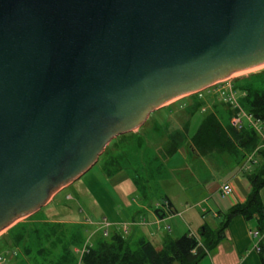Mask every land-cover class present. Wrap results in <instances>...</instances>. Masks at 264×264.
I'll return each mask as SVG.
<instances>
[{
	"label": "water",
	"instance_id": "1",
	"mask_svg": "<svg viewBox=\"0 0 264 264\" xmlns=\"http://www.w3.org/2000/svg\"><path fill=\"white\" fill-rule=\"evenodd\" d=\"M264 64V0H0V234L154 111Z\"/></svg>",
	"mask_w": 264,
	"mask_h": 264
},
{
	"label": "trees",
	"instance_id": "2",
	"mask_svg": "<svg viewBox=\"0 0 264 264\" xmlns=\"http://www.w3.org/2000/svg\"><path fill=\"white\" fill-rule=\"evenodd\" d=\"M236 84L233 81L230 87L232 92L239 87L243 93L242 102L238 105L241 112L254 123H264V75L252 76L241 86ZM202 98H212L224 109L227 120L225 126L219 121L221 113L203 110ZM182 102L184 106L177 108V104ZM172 107L177 109L175 115L185 113L186 117L196 111L202 112L200 123L190 138L187 137L188 124L185 121L178 130L170 132L168 124L153 123L151 135L130 133L117 137L121 141L114 145V152L103 154L99 163L101 173L106 179L124 173L144 200L148 190L165 178L164 162L180 149H183L186 160L191 157L200 160L199 164L207 162L210 166H217L216 169L224 167L226 172L237 169L240 173L246 165L247 170L240 173L248 186L245 200L242 204L229 207L222 214L216 212V217L221 221L215 229H210L204 223L195 235L184 233L174 240L163 237L157 248L144 238L130 245L128 237L112 232L106 235V239H96L91 245L79 250L81 238L77 230H72L69 237L65 238L63 227L57 224L40 227L32 224L28 228L16 224L6 232L11 244L0 254L3 263L10 254L14 259L16 256L22 257L15 264H199L207 255H212L217 245L224 240L226 228L235 217L245 223L254 219V231L260 236L264 230V208L260 198V192L264 191L263 140L249 125L233 127L231 119L237 111L208 91L180 99ZM161 200L165 212L161 207L153 210L159 220L174 214L168 198L163 196ZM56 249L58 251L53 255ZM257 249L258 263L264 264V238L258 242ZM76 251L81 252L78 258L75 257Z\"/></svg>",
	"mask_w": 264,
	"mask_h": 264
},
{
	"label": "rangeland",
	"instance_id": "3",
	"mask_svg": "<svg viewBox=\"0 0 264 264\" xmlns=\"http://www.w3.org/2000/svg\"><path fill=\"white\" fill-rule=\"evenodd\" d=\"M261 74L264 75V65L233 74L226 82L231 85L234 81L237 82L236 86H241L250 77ZM220 85L217 86L220 87ZM217 86L214 85L213 87L216 89ZM207 90H209L210 94L212 93L211 88ZM205 91L199 93L204 94ZM192 95L180 99H186ZM233 97L236 104L240 105L243 93L239 90V87L233 92ZM202 100L204 103L203 110L205 112L214 110L217 113H221L219 121L225 126L227 124L226 116L224 109L219 103L212 98H202ZM180 105L183 107L184 103H178L177 108H180ZM176 111L177 109L170 107L168 109L161 108V110L151 113L145 123L134 133L151 135L153 123L159 125L168 124L167 128L170 132L178 130L181 123L185 121L188 124L187 137L190 138L200 123L203 116L202 112L196 111L190 117H186L185 113L175 115ZM240 121L242 125H247L245 118L240 117ZM253 124L255 123L253 122ZM255 129L264 142V123H256ZM119 140L117 138L111 140L103 149L95 165L77 181L59 191L38 212L18 221L16 224L18 226L24 225L25 228L30 227L32 224L38 227L44 224H57L63 227L65 238L69 237L72 230H77L79 238H81L80 246H78L79 250L91 245L96 239H106V235L112 232H116L125 238L128 237L130 245H133L134 242L143 237L157 248L163 237L167 236L174 240L186 233V217L182 214L183 211H190L197 219L201 218L203 223L210 229H215L218 226L221 219L212 217V213L218 211L212 205V202L208 201V198L210 194L216 193L215 191L220 188L225 179H227V182L229 181L230 178L228 176L231 171L226 172L224 167L216 169L217 166H210L207 162L199 164L200 160H193L194 158L191 157L186 160L183 149H180L172 158L164 162L165 178L157 182L152 189L150 188L147 197L142 200L124 174L109 180L101 173L99 163L103 158V154L113 153L116 149L114 145ZM240 173H242V170H240ZM163 196L168 198L173 208L172 210H174V214L169 215L170 219L166 220L167 223L164 224V227L167 226L169 228L170 233L164 230V234H155L152 239L151 233H149V236L147 235L149 229L146 227V223L152 219L155 208L161 207L162 211L165 212V207L161 200ZM218 197L226 198L221 196V194ZM260 198L264 208V191L260 192ZM202 210L207 211L201 213ZM247 224L252 228L255 226V220L252 219ZM122 225L127 227L129 236L122 234ZM8 230L0 234V254L6 251L11 244L10 239L6 236ZM254 242L255 240H253V244ZM57 251L58 249L53 252V255H56ZM78 253L75 255L76 258L79 256ZM19 257L16 256L14 259L8 254L7 260L0 264H15L22 259V257Z\"/></svg>",
	"mask_w": 264,
	"mask_h": 264
},
{
	"label": "crops",
	"instance_id": "4",
	"mask_svg": "<svg viewBox=\"0 0 264 264\" xmlns=\"http://www.w3.org/2000/svg\"><path fill=\"white\" fill-rule=\"evenodd\" d=\"M179 101L180 99L174 100L165 105V107H162V109H168L169 107L174 106V104ZM158 110H161V108ZM122 174L124 173L120 172L109 180L114 179L116 176L120 177L122 176ZM124 176L128 180L125 174ZM228 178H230L229 181L227 182V179H225L223 183L229 184L232 190V195L230 197L222 199L221 197H218V195H220V191L218 188L215 191L216 193L210 194V197L208 198V201H211L212 205L216 207L217 211L221 214L224 213L229 207L235 204H242L248 193V186L245 181L240 177V173L237 169L231 170ZM128 182L130 183L129 180ZM206 211L207 210H202L201 213H205ZM215 213L216 212L212 213V217L217 219ZM182 214L186 217V233L195 235L199 227L204 224L203 220L201 218L197 219L194 215H192V213H190V211H183ZM169 219L170 217H165L159 220L156 218L155 215L152 214V219L148 223H146V227L149 229L147 235L149 236V233H151L153 239V237H155V234H164V224L167 223ZM254 228L255 226L252 228L249 227V225L243 222V220L239 217L233 218L226 228L224 240L217 245L212 255H207L199 264H259L256 257V253L252 250L253 240L249 235L250 232L254 231ZM168 233L170 232L168 231ZM127 235L129 236V234Z\"/></svg>",
	"mask_w": 264,
	"mask_h": 264
},
{
	"label": "built area",
	"instance_id": "5",
	"mask_svg": "<svg viewBox=\"0 0 264 264\" xmlns=\"http://www.w3.org/2000/svg\"><path fill=\"white\" fill-rule=\"evenodd\" d=\"M220 85L217 86V85ZM214 85H216V89L213 87ZM212 85L211 87V94H215L218 96V98L228 104L232 109L236 110L237 113L235 115V117H233L231 119V125L235 128H238L240 127V125H242V122L240 121V117L242 118H245V120L247 121V125L251 126L255 131V124H253V122H251V118L247 115H245L243 112H241V110L239 109L238 105L236 104V101L233 97V92L231 91V87H230V84H228V82H226V80L224 81H221V82H218L216 84ZM208 88V89H209ZM206 91L209 92V90L205 89ZM210 93V92H209ZM242 171L244 170H247V166H243ZM219 191H220V194L223 196V197H230L232 195V190H231V187L229 186V184L227 183H223L220 188H219ZM263 224H264V218H263ZM108 227V226H107ZM122 228V234L123 235H127V227L125 225H122L121 226ZM165 230V232H168L169 231V228L168 227H164L163 228V231ZM249 235L251 236V238L253 240H255L254 244L252 245V250L256 253V251L258 250L257 249V244L258 242L260 241V239L264 238V230L262 232V234L260 236H257L256 232L253 231V232H250ZM78 253V252H77ZM80 251H79V255H80ZM3 262V260L0 258V263Z\"/></svg>",
	"mask_w": 264,
	"mask_h": 264
},
{
	"label": "bare ground",
	"instance_id": "6",
	"mask_svg": "<svg viewBox=\"0 0 264 264\" xmlns=\"http://www.w3.org/2000/svg\"><path fill=\"white\" fill-rule=\"evenodd\" d=\"M262 65H264V64H262ZM259 66H261V65H259ZM259 66H257V67H259ZM257 67H254V68H257ZM254 68H251V69H254ZM250 70V69H249ZM245 71H247V70H245ZM242 72H244V71H242ZM240 73V72H239ZM233 76V75H232Z\"/></svg>",
	"mask_w": 264,
	"mask_h": 264
}]
</instances>
